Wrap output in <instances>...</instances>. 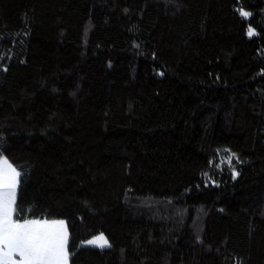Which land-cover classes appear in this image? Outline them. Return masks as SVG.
Listing matches in <instances>:
<instances>
[{
    "label": "trees",
    "instance_id": "obj_1",
    "mask_svg": "<svg viewBox=\"0 0 264 264\" xmlns=\"http://www.w3.org/2000/svg\"><path fill=\"white\" fill-rule=\"evenodd\" d=\"M2 157L69 264H264V0H0Z\"/></svg>",
    "mask_w": 264,
    "mask_h": 264
},
{
    "label": "snow or ice",
    "instance_id": "obj_2",
    "mask_svg": "<svg viewBox=\"0 0 264 264\" xmlns=\"http://www.w3.org/2000/svg\"><path fill=\"white\" fill-rule=\"evenodd\" d=\"M249 15L241 11L242 17ZM248 35H254V30L249 28ZM234 156V153L229 156V164ZM19 176L20 173L7 160L0 161V264H67L69 253L64 221L13 219ZM106 245L104 240L101 246ZM16 256H19L18 260Z\"/></svg>",
    "mask_w": 264,
    "mask_h": 264
},
{
    "label": "rangeland",
    "instance_id": "obj_3",
    "mask_svg": "<svg viewBox=\"0 0 264 264\" xmlns=\"http://www.w3.org/2000/svg\"><path fill=\"white\" fill-rule=\"evenodd\" d=\"M3 160H7L5 157H2L1 159H0V161H3ZM8 162V161H7ZM8 164H10L12 167H13V165L10 163V162H8ZM18 180H19V177H18ZM18 186H19V184H17V187H16V192H15V200H16V193H17V190H18ZM15 208V207H14ZM37 220H39V221H49V222H51V221H64L63 219H57V220H54V219H45V220H40V219H37ZM64 228L66 229V232H67V238H68V231H67V228H66V223H65V221H64ZM103 237V239H97V238H100V237ZM96 241V243H88L89 241ZM104 240H106L107 241V245L106 246H101L103 243H104ZM67 243H68V239H67ZM67 243H66V250H67ZM82 245L83 246H86V247H92V246H96V247H101V248H103V247H107V246H109V243H108V240H107V238L104 236V234H98V235H95V236H92V238L91 239H89V240H86V241H83V243H82ZM67 252H68V250H67ZM69 259V258H68ZM67 264H69V262H67Z\"/></svg>",
    "mask_w": 264,
    "mask_h": 264
},
{
    "label": "crops",
    "instance_id": "obj_4",
    "mask_svg": "<svg viewBox=\"0 0 264 264\" xmlns=\"http://www.w3.org/2000/svg\"><path fill=\"white\" fill-rule=\"evenodd\" d=\"M0 159H1V158H0ZM34 220H37V219H34ZM15 259H17V260H18V259H19V256H16V257H15Z\"/></svg>",
    "mask_w": 264,
    "mask_h": 264
}]
</instances>
